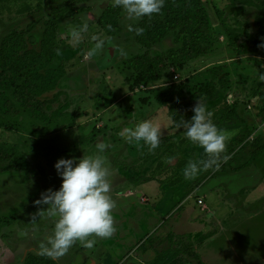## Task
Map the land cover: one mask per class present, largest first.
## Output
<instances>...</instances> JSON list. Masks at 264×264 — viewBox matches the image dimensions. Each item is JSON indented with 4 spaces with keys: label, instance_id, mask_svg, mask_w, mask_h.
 Listing matches in <instances>:
<instances>
[{
    "label": "rangeland",
    "instance_id": "rangeland-1",
    "mask_svg": "<svg viewBox=\"0 0 264 264\" xmlns=\"http://www.w3.org/2000/svg\"><path fill=\"white\" fill-rule=\"evenodd\" d=\"M260 2L256 10L248 7L244 10L241 4L230 0H214V3L209 0L205 7L214 24L215 16L222 12L233 26L236 24L237 30L245 32L243 42L262 45L264 0ZM109 5L111 0L0 1V43L11 31L18 30L26 34L32 49H39L47 24H56L59 51L52 67L62 65L64 77L57 89L48 94L49 97L59 94L58 102L48 105L46 111L53 113L66 106L65 116L51 124L31 119L24 111L15 117L0 114V142L14 145L29 161V173L19 174L13 169L0 173V264H24L29 254L48 258L54 264H165V260L156 259L171 250L180 251L188 264H195L185 255V249L193 245L199 250L197 236L217 231L223 233L211 237L201 251L207 264H264V155L252 157L251 147L245 145L234 162L222 169L219 167L211 173L200 171L195 177L185 179L182 172L185 159L205 160L203 149L187 144L184 129L177 127L182 120H191L197 101L189 102L187 117L174 125L169 117L178 111L173 100L166 99V104L159 105L154 99L161 92L186 93L192 85L210 77V68L201 73V78H195L197 66L193 63L182 73L171 68L160 83L136 89L135 76L127 61L142 51L134 36L142 18L131 21L123 10L122 33L109 37L98 26L99 17ZM241 15L242 26H238ZM85 22L88 28L82 39L73 43L72 31ZM93 36L104 39L101 49L93 51ZM223 38L224 35L216 41L222 42ZM172 41L173 37L169 36L160 49L172 47ZM245 59L246 77L239 79L243 81L242 99L232 101L239 103L241 115L253 132L249 138L252 140L264 134V108H260L261 102L255 106L258 100L252 98L260 85L264 92V79H261L264 47L252 50ZM129 85L135 90L122 96L117 94L122 87L129 90ZM227 96L221 93L216 102L199 100L212 113L214 124L216 115L229 103ZM145 98L150 102L144 104L141 100ZM105 111L113 112L105 116L103 125L101 113ZM142 120H150L161 132V143L155 149L150 150L143 141L127 143L124 139L127 134L124 129H133ZM237 132L232 129L225 132L229 135L227 143ZM97 143L106 145L103 153L97 152ZM97 154L103 156L110 170L109 194L116 202L112 213L115 231L108 238L89 237L95 240L91 248L76 241L61 256L38 254L57 219L47 213L38 215L47 206L37 203L41 193L61 186L54 164L62 157L80 159ZM127 166L133 174L152 175L155 180L134 186L127 180L130 173L123 171ZM179 178L183 180L181 183L161 190V181ZM261 182L263 189L248 200L247 194ZM200 197L205 201L204 206L198 205ZM182 211H185L183 217ZM175 216L181 217L177 224L173 222ZM186 216L198 221L191 223Z\"/></svg>",
    "mask_w": 264,
    "mask_h": 264
},
{
    "label": "trees",
    "instance_id": "trees-1",
    "mask_svg": "<svg viewBox=\"0 0 264 264\" xmlns=\"http://www.w3.org/2000/svg\"><path fill=\"white\" fill-rule=\"evenodd\" d=\"M4 1V0H0ZM209 0H165L164 7L159 14L151 17H143L134 29L135 42L142 48L139 54L128 59V67L134 74V85L136 89L146 88L163 81L166 72L177 69L180 73L185 72L191 62L206 56L213 51L216 32H213L210 17L205 5ZM234 3L241 4L244 10L248 6L256 7L261 0H233ZM264 5V3H263ZM262 5V6H263ZM123 9L109 5L105 8L98 19L100 31L109 37H117L122 33L120 20ZM223 13L219 12L220 25L225 28L231 46L243 55H248L252 50H257L256 43H245L237 47L239 38L245 37V32L233 31L236 26L228 23L230 20L222 19ZM240 25L242 23L238 20ZM136 28L142 29L137 34ZM231 30V32H229ZM57 26L48 23L43 31L39 49H32L25 39V33L13 30L7 34L0 43V114L6 117H15L24 111L31 119L44 124L61 119L65 116L66 106L56 109L53 113H47L46 107L57 103L59 94L49 97V93L57 89L58 82L64 77L62 65L53 66L58 57ZM251 34V33H249ZM248 34V35H249ZM169 36L173 37L176 46L165 49L162 53L152 55L151 50L158 44H162ZM250 36V35H249ZM261 37L259 40H262ZM253 46H256L254 49ZM225 65H218L209 69L210 77L200 83H196L185 93L180 91L177 95L172 92H161L155 96L154 101L159 105L166 104V99L173 100L174 106L178 108L176 113L169 114L174 125L187 117V105L191 101L207 99L210 102L219 100L221 93L224 97L230 90L232 82L231 73ZM205 71V70H204ZM207 71V70H206ZM202 73V72H201ZM201 73H197L195 78H201ZM209 76V75H208ZM194 77V76H193ZM129 85V91H133ZM188 94V95H187ZM189 96V97H188ZM148 98V97H147ZM142 99L146 104L150 99ZM174 98V99H173ZM257 103L261 102L260 108H264V92L262 85L253 93ZM225 101V100H224ZM239 100H236V102ZM228 104L219 111L215 117V125L225 132L229 130L238 131L235 138L226 144L225 153L229 159L220 164L222 169L227 163H232L237 158L239 150L245 145L252 149V157L259 158L264 155V134L257 135L254 139H249L253 132L250 129L247 119L242 117L239 110V103ZM259 111V109H257ZM237 124L240 126L235 127ZM187 144L199 147L191 143ZM204 158L207 159L206 154ZM188 161L185 159L183 165ZM13 169L17 173H29V161L19 152L17 147L9 143L0 142V173H7ZM216 169L209 168L206 171L211 173ZM220 170V169H219ZM125 173H130L127 180L130 184L138 186L155 180V176L145 177L132 173V168L127 166L123 169ZM183 180L178 181L165 179L160 182L163 187H175ZM210 237L209 234L199 236L196 241L202 244ZM185 255L192 257L196 264H205L193 251L192 246L185 249ZM165 260V264H188L187 260L181 256L178 250H171L161 254L156 260ZM24 264H54L48 258L38 257L29 254Z\"/></svg>",
    "mask_w": 264,
    "mask_h": 264
},
{
    "label": "clouds",
    "instance_id": "clouds-1",
    "mask_svg": "<svg viewBox=\"0 0 264 264\" xmlns=\"http://www.w3.org/2000/svg\"><path fill=\"white\" fill-rule=\"evenodd\" d=\"M111 3L113 7L122 8L129 20L137 21L159 14L165 0H111ZM87 28L88 23L85 22L72 31L73 43H79ZM140 31L142 29L136 28L137 34ZM92 39L95 41L93 51L103 47V38L93 36ZM192 111L194 115L191 120H182L177 127H182L183 135L203 149L207 159L189 161L182 169L185 179H191L209 168L218 169L221 162L229 159L228 155H222L229 135L213 123L212 113L207 110L206 105L197 100ZM124 132L127 133L124 135L127 143L143 141L150 150L161 143V132L150 120H142L133 129H124ZM96 149L98 153H103L106 145L97 143ZM54 168L62 180L60 188L55 191L46 190L37 201L38 204L47 206L38 215L47 213L50 217H57L52 234L46 236V243L41 244L38 250V254L50 257L63 255L76 241L91 248L95 240L89 237L108 238L115 231L112 213L116 202L109 194L112 187L110 170L103 156L84 155L80 159L62 157L56 161ZM35 218L33 216V221Z\"/></svg>",
    "mask_w": 264,
    "mask_h": 264
},
{
    "label": "crops",
    "instance_id": "crops-1",
    "mask_svg": "<svg viewBox=\"0 0 264 264\" xmlns=\"http://www.w3.org/2000/svg\"><path fill=\"white\" fill-rule=\"evenodd\" d=\"M230 1L232 2L233 0H230ZM213 3H214V0H213ZM259 3H261V2L259 1ZM237 4H239V3H237ZM259 7L260 6H258V5L256 7L248 6V8H253L255 10L258 9ZM215 17H216L215 18L216 19V23L215 24L213 23V21L210 18L213 32H216L214 37L217 38V39H220L224 35L223 41L222 42L216 41L215 43H217V44H213L214 48H213L212 52H210L206 56L201 57V58H199L196 61L191 62V63L195 64V67L197 66L196 67L197 69H195L196 72L194 74L201 73L204 70H207V69L212 68V67H216L218 65H225V66L228 67L227 70L231 73L230 79H231V82H232V86H231L230 90L227 93L228 96L226 97V100H228V102H229L228 104H230L232 100L236 101V100L242 99V97L240 95H241V93H242V91L244 89L243 88V84H242L243 81H240L239 79L242 78V77H243V79H245V77H246V75L243 74V71H244V68H245V64L247 63V61H245L246 60L245 58H246L247 55L241 54L239 51L235 50L236 47L231 46V44L229 43L230 40L227 37V32L225 31V28L222 27V24L220 25L221 21L219 19V14H217ZM243 17L244 16H242V15L238 17V19H237V25L238 26H240L238 20L241 21V19H243ZM221 18L224 19V20H229V18H227V15H224V14L222 15ZM230 21L228 23V26H229V24H231ZM235 26H236V24H235ZM233 31H237V32L239 31L240 32L239 29L238 30L235 29ZM229 32H231V30ZM241 42H242V38H239V41H237V47L241 44ZM172 43H173V41H172ZM173 46H176V45L173 43L172 47ZM259 46H261V44L257 45V47H259ZM160 47H161V44H158L157 46H155L151 50L152 55H157V54L162 53L163 51H162V49H160ZM253 48L255 49L256 46H253ZM124 84L126 85L125 82H124ZM125 93H130V92H129V90L126 91L125 89H123V87L120 89L119 92H117V94L120 95V96L124 95ZM235 101H232V103H234ZM152 102H153V100H152ZM112 112L113 111H111V113ZM111 113L109 111H105L104 113H101V114H103V116H102L103 125L105 124V121H106L105 120V116L108 115V114H111ZM117 117H118V115H117ZM112 118H114V117H112ZM115 120H117V119H113L114 122H115ZM107 122H108V120H107ZM262 183L263 182H261V184H259L257 189H251V191L247 194L248 200L252 199V198H255L256 194L260 191V189H263V184ZM222 188L223 187L218 188L217 191H220ZM138 189H139V187H138ZM200 198L203 199V197H200ZM222 200H223V197H222ZM204 203H205V201L203 199V204L199 205V206H204L205 205ZM247 204H249V203H247ZM247 206H249V205H247ZM184 212L185 211L180 212L181 215H182L181 217H183L185 215V214L183 215ZM178 214H179V212H178ZM181 217H176L175 216L174 217L175 219L173 221L174 224H177L180 221L179 218H181ZM186 218H188V220L191 223H193V221L196 223V220L198 221V219L193 220L192 218H194V217H192V216H188V217L186 216ZM201 219H203V217ZM214 225H219V223H214ZM222 233H223L222 231H219V232L217 231L216 233H214V232L206 233V234H209L210 237L207 240H205V242H203L202 244L197 243V245L200 246L199 250H195L193 245H189V246H192L193 247V251L200 257L202 262L207 264L206 261H204L203 256L201 255V251H202L203 247L205 246L206 242L208 240L212 239L211 237L214 238L215 236H217L219 234L221 235ZM206 234H199L197 236V238L199 236H201V235H206ZM190 258L193 259L192 257H190ZM195 264H196V261H195Z\"/></svg>",
    "mask_w": 264,
    "mask_h": 264
},
{
    "label": "built area",
    "instance_id": "built-area-1",
    "mask_svg": "<svg viewBox=\"0 0 264 264\" xmlns=\"http://www.w3.org/2000/svg\"><path fill=\"white\" fill-rule=\"evenodd\" d=\"M197 202H198V205H202L203 204V199L199 198Z\"/></svg>",
    "mask_w": 264,
    "mask_h": 264
}]
</instances>
